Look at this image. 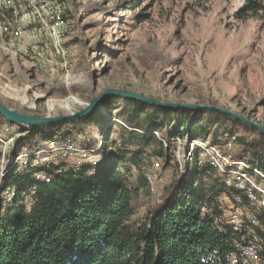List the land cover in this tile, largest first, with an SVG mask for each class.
I'll return each mask as SVG.
<instances>
[{"label": "rangeland", "instance_id": "1", "mask_svg": "<svg viewBox=\"0 0 264 264\" xmlns=\"http://www.w3.org/2000/svg\"><path fill=\"white\" fill-rule=\"evenodd\" d=\"M65 2V65L34 66L29 59H1L0 101L7 106L39 117L66 115L81 110L104 89L119 88L170 102L216 105L264 125V15L243 10L245 0ZM6 84L23 89L14 92ZM105 100L86 121L90 136L98 142L106 134L111 140L120 139L122 130L117 124L125 122L122 115L128 110L120 97ZM172 110L156 111L153 117L158 119H152L147 129L157 131L162 139L181 128L202 126L201 136L211 141L216 136L213 142L220 144L231 138L226 152L234 158H248L245 146L234 138L236 132L244 133L240 124L202 113L181 116ZM179 120L187 126L180 127ZM177 145H171L167 154L172 157ZM156 157L147 152L124 174L134 190L131 227L140 223L164 186L180 173V165L184 166L182 149L166 168L161 157L163 171L150 184L145 173ZM102 164L106 174L105 160ZM198 181L197 193L210 198L219 212L228 208L230 192L220 182L207 177ZM245 207L246 216L257 212L255 206ZM233 260L241 263L238 256Z\"/></svg>", "mask_w": 264, "mask_h": 264}, {"label": "trees", "instance_id": "2", "mask_svg": "<svg viewBox=\"0 0 264 264\" xmlns=\"http://www.w3.org/2000/svg\"><path fill=\"white\" fill-rule=\"evenodd\" d=\"M245 2L243 10L264 15L262 0ZM120 99L128 109L122 115L125 122L117 124L122 130L121 137L111 140L106 134L97 152L111 162L105 163L106 174L103 166L97 174L89 175L90 167L86 164L77 173L48 170L51 181L37 184L30 211L18 197L7 211H2L0 206V264H234L232 257L239 253L235 241L240 236L226 225H217L213 218L203 217L199 210L201 204H208L219 213L210 198L196 192L201 177L221 183V178L213 176L208 166L189 167L188 171L179 173L170 185L164 186L158 202L148 208L137 226L128 223L134 212V190L124 174H129L147 152L149 156L164 157L165 168L172 157L162 141L147 129L152 119H158L153 117L156 111L166 109ZM104 103L108 105L109 100ZM172 111L181 116L202 113L220 117L231 125L240 124L244 133L236 132L234 138L248 152V158L243 159L264 173L263 133L215 111ZM88 119L22 128L24 133L15 140L14 150L33 147L36 137L61 140L75 135L79 137V146L94 148L97 140L90 136ZM178 123L180 127L187 126L184 120ZM202 131L203 127L197 126L181 128L176 134L204 138ZM117 164L122 165V172L117 170ZM33 184L30 174L14 181L17 194L27 192ZM224 189L232 192L231 188ZM251 206L257 207L255 216L263 229L256 230L264 242V206ZM260 258L264 260V246Z\"/></svg>", "mask_w": 264, "mask_h": 264}, {"label": "built area", "instance_id": "3", "mask_svg": "<svg viewBox=\"0 0 264 264\" xmlns=\"http://www.w3.org/2000/svg\"><path fill=\"white\" fill-rule=\"evenodd\" d=\"M65 1L0 0V60L10 56L20 60L29 59L34 66L46 63L64 66L66 63L64 40L67 29L64 19L67 10ZM5 87L14 92L23 89L17 85L6 84ZM22 128L24 127L21 125L0 118L2 211H7L16 197L21 198L25 209L30 211L37 184L51 181L48 170L59 172L63 169L77 173L81 165L86 164L90 167L89 175H95L104 166L102 161L106 159L97 153L102 142L97 141L96 147L84 149L78 145L77 135L61 140L36 137L33 147L22 146L14 150L15 140L24 133ZM149 132L155 134L168 150L171 145L178 144L172 158L178 159L179 150H183L184 166L180 165V173L188 171L189 167L199 169L208 166L213 176L221 178L224 188L232 189L229 196L230 205L226 210L216 214L212 205L201 204L200 213L203 217L213 218L219 226L226 225L240 236V240L235 241L240 264H255L259 261L264 246L263 240L256 233L260 223L254 214L246 216L244 211L245 204L264 206V173L243 158H234L226 152L231 146V138L220 144L206 137L188 138L177 134L161 139L157 131ZM71 160L74 163H68ZM62 163L65 165L61 166ZM105 163L108 164L107 161ZM116 168L120 172L123 171L121 164H117ZM162 171L161 157L151 159L145 178L150 184L156 183ZM24 174H30L34 184L27 192L17 194L14 181ZM256 178L263 184L258 183Z\"/></svg>", "mask_w": 264, "mask_h": 264}, {"label": "water", "instance_id": "4", "mask_svg": "<svg viewBox=\"0 0 264 264\" xmlns=\"http://www.w3.org/2000/svg\"><path fill=\"white\" fill-rule=\"evenodd\" d=\"M110 96L121 97L124 99H131L139 102H143L149 105H154L164 109H190V110H209L222 113L228 117H233L249 126L254 127L257 131L264 134V125L248 119L234 111L226 108H221L211 104H186L179 102H170L165 100H159L152 97L144 96L136 92L119 88H106L95 96L91 102L87 103L81 110L70 112L66 115L57 116H35L29 115L20 111H17L2 101H0V116L7 122L21 125L24 128H29L37 125H50L56 123H64L73 119L86 118L93 114L97 109L101 108L106 98Z\"/></svg>", "mask_w": 264, "mask_h": 264}, {"label": "crops", "instance_id": "5", "mask_svg": "<svg viewBox=\"0 0 264 264\" xmlns=\"http://www.w3.org/2000/svg\"><path fill=\"white\" fill-rule=\"evenodd\" d=\"M232 262L235 264L234 260H233V257H232Z\"/></svg>", "mask_w": 264, "mask_h": 264}]
</instances>
